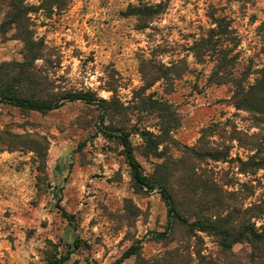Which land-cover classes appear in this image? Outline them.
I'll return each mask as SVG.
<instances>
[{"label":"rangeland","instance_id":"obj_1","mask_svg":"<svg viewBox=\"0 0 264 264\" xmlns=\"http://www.w3.org/2000/svg\"><path fill=\"white\" fill-rule=\"evenodd\" d=\"M27 2L37 7L32 28L46 46L34 63L39 84L24 85V44L10 29L0 32V90L92 92L107 111L102 125V109L80 100L48 112L0 103V264H47L76 239L66 264H113L134 244L138 253L121 264H264L247 241L225 252L216 235L179 223L156 235L169 222L160 185L190 221L211 217L222 199L264 202V165L243 164L264 155V117L236 108L232 86L212 81L214 61L192 50L225 17L237 44L233 72L253 83L264 63V0ZM158 4L153 17L126 13ZM6 11L0 5V23ZM105 125L129 133L154 188L135 182L121 140Z\"/></svg>","mask_w":264,"mask_h":264},{"label":"trees","instance_id":"obj_2","mask_svg":"<svg viewBox=\"0 0 264 264\" xmlns=\"http://www.w3.org/2000/svg\"><path fill=\"white\" fill-rule=\"evenodd\" d=\"M0 5H4L7 11L0 23V32L7 33L14 29V35L24 44L23 62L20 63L21 78L24 85L28 88L37 86L38 80L35 79V61L43 58L45 44L41 39L35 38L33 31V22L30 14L36 11V6L29 4L27 0H0ZM153 6H130L126 13L128 15H137L140 17H153L158 13L157 7ZM214 27H211L206 35H203L192 45V50L196 59L205 61L206 58L214 61L213 82L229 83L232 86V103L236 108L248 111L256 119L264 117V63L257 71L258 75L253 83L245 84L246 80L237 77L233 72L235 46V36L229 22L222 18H214ZM80 100L90 104H97L102 109L100 122L103 125L107 111V101L98 98L92 92L69 91L60 94L58 98L48 96H20L12 93L11 88L0 90V103H6L15 107L48 112L60 108L68 101ZM109 136L118 137L124 148L127 162L130 166L132 177L141 187L154 188L153 182L143 172L141 163L134 154V148L129 138V133L125 130L113 128L105 125L103 128ZM205 155L213 158L222 157L220 154H214L209 148L204 152ZM263 164L264 155L258 157L253 154L248 161L243 164ZM260 167V166H259ZM264 167V166H262ZM158 191L162 195L167 205L168 228L164 232L156 235L166 237L173 223H179L186 226L189 230H200L210 232L217 236L218 244L225 252L231 250L236 243L249 242L252 245L254 254L252 257L258 258L261 263L264 262V221L260 226L256 225L253 218L264 219V202L253 203L245 206L244 202L239 204L227 203L226 200H219L211 214V217L205 218L198 216L195 220H189L184 217L177 208V202L172 192L164 185L158 186ZM235 199V195L230 192ZM220 199V197H219ZM67 216V212L64 210ZM80 247V242L76 239L70 249L62 254H49L47 264H66L70 259L74 249ZM141 248V244H134L128 248L113 264H121L125 259L136 255Z\"/></svg>","mask_w":264,"mask_h":264}]
</instances>
